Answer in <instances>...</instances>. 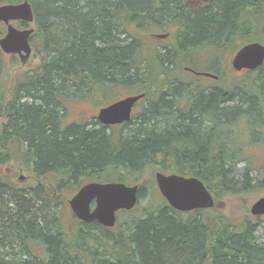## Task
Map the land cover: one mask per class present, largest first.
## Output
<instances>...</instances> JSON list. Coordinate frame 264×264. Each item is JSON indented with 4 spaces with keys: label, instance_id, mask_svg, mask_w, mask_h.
Listing matches in <instances>:
<instances>
[{
    "label": "trees",
    "instance_id": "obj_1",
    "mask_svg": "<svg viewBox=\"0 0 264 264\" xmlns=\"http://www.w3.org/2000/svg\"><path fill=\"white\" fill-rule=\"evenodd\" d=\"M28 3L35 29L31 60L39 63L14 72L10 99L0 96V164L15 158L35 178L55 174L49 186L57 191L79 189L81 176L86 183L105 178L135 185L148 168L197 177L218 199L264 188V176L252 177L244 146L234 140L244 126L251 142L259 136L255 128L264 129V65L247 72L248 80L231 83L229 67L217 64L238 41L264 45V0ZM167 29L173 39L163 51L144 47L155 30ZM205 49L211 73L224 82L202 87L174 77L180 63L204 62ZM192 51L199 53L193 57ZM3 58L14 61L0 53V84ZM97 86L145 94L125 134H106L96 121L65 124V104ZM243 162L250 166L236 168ZM19 169H12L14 176ZM109 170L117 181L108 179ZM38 179L34 187L0 179V264H264V227L257 234L249 221L214 226L209 213L182 216L161 196L135 217L144 197L155 192L148 184L139 185L136 207L119 212L113 228L73 221L62 230L61 217L49 210V189ZM38 245L42 256L34 254Z\"/></svg>",
    "mask_w": 264,
    "mask_h": 264
},
{
    "label": "rangeland",
    "instance_id": "obj_2",
    "mask_svg": "<svg viewBox=\"0 0 264 264\" xmlns=\"http://www.w3.org/2000/svg\"><path fill=\"white\" fill-rule=\"evenodd\" d=\"M173 33V29L168 30L167 32L162 31V30H155L154 34L157 36L156 38H154V40L151 41V43H148L145 41L144 42V47L146 45H148L150 48H152L153 50H160L163 51L162 49H164L165 47H167L172 39ZM163 34H169V36L166 39H159V36H163ZM242 41H238V44L235 45V47L231 48L230 50L226 51L222 57H220L219 61L217 62L218 65L222 66L224 69V71L228 70L229 67V62L230 59L233 55V53L236 51V49L238 47H240L242 45ZM145 48V49H149ZM207 52L208 50L205 49ZM199 52L198 51H192L191 55L193 57H195V55H197ZM201 59L204 62H198L192 65L189 64H184V63H180V68L179 69H175L173 72L176 76H179L180 78H184L186 80L192 81L193 83H199L200 85H203V82H199V79L206 82V85H210V86H216L217 84H220L221 82H224L223 80H219V82H217V80H210V81H206L203 78H192L191 76H187L188 74H190L187 71H184V67H191L193 66V68L196 69V71H206L209 70V63L211 62V58L208 54L206 53H202L201 55ZM199 57V56H198ZM199 61L198 59L196 60V62ZM207 61V62H205ZM1 62H4L5 64V68L3 69V76L1 79V90L3 93H0V96H2L3 94H5V98L7 93L10 91L11 89V78L13 77L14 72H20L19 69L23 66L20 65L19 61H10L9 59L3 58V60H1ZM39 61L37 58H33V60H30V62L25 65V69L27 68H34L35 65H38ZM212 65V63H211ZM221 67V69H222ZM230 71V70H228ZM209 72H212L211 70H209ZM188 73V74H187ZM214 73V72H212ZM192 75V74H191ZM227 79H230L231 83H236L237 80H241V79H246L248 80L250 78V76H246V75H242V74H234L232 72L227 74ZM194 76V75H193ZM196 77V76H194ZM203 87V86H202ZM140 92V91H139ZM138 93V91L134 90L133 88L131 89H127V88H122V87H101V86H97V87H93L92 90H89L88 92V97L85 98H81L78 99V97H74L73 100H69V102H67L64 106L65 109V116H64V122L65 124H71V123H76V124H83L86 121H93L95 119V115L96 112L98 111L99 108H102L114 101L120 100L124 97L127 96H132L134 94ZM145 102H142L140 104H138L135 108L134 111V115L136 113H138L142 107V105ZM3 113V112H1ZM0 113V124L5 122V117ZM236 126L240 125L241 122L236 121L234 123ZM1 129V127H0ZM237 127H233V130H237ZM263 131V132H262ZM255 133L258 134H262L264 133V129L263 128H255L254 130ZM105 133L106 134H110V135H119L121 133L125 134L126 133V129L123 126H112V127H106L105 129ZM115 138V137H114ZM112 138V144L116 143V139ZM254 138V137H253ZM256 139V138H255ZM264 139V137L262 136H258L257 137V141H260ZM234 140L237 143L243 144L244 146V154L248 155V159L251 162V166L247 165L246 162L240 163L238 166L236 165V168L238 169H242L246 166H250L249 168L251 169V174L252 177L257 178V177H262L264 176V166L262 164L263 161V157H264V143L262 142H249V135H248V131L247 129H245V126L242 127V131L241 134H236L234 136ZM253 164V165H252ZM21 166L19 165L17 159L13 158L11 161H8L4 164H0V179L2 181H6L7 179H12L11 181L14 184H17V178L16 176H12V169L15 168H20ZM10 170V171H8ZM23 175L28 176L30 175L32 172L30 169H23ZM157 173V171L155 169H151L148 168L146 169L143 174L142 177L140 179V183L142 184H148L151 185L155 192L150 195V191L149 193L146 195V197H144V202L142 205L139 204V207L141 206V208L138 210L137 208L135 209V217H141L145 211H141L142 206H146L148 203L152 204V205H156L158 202H160L161 197L159 195L158 190L155 187V174ZM111 170H109V177L108 179H111V181H117V180H112L115 179V175L111 176ZM127 176H129L127 174ZM129 178V177H127ZM57 175L55 174H49L47 175V177L43 178V182L45 183L46 180H49L51 182V184L56 181H52V180H57ZM105 178L102 179H97V180H93L94 182H99V183H103ZM126 179V178H125ZM139 180V179H138ZM137 180V181H138ZM80 183L78 184V186L88 182V178L85 176H81V178L79 179ZM136 181V182H137ZM127 184H131V183H127ZM23 185H25L26 187H34L35 183L34 182H25L23 183ZM149 187V186H148ZM152 188V189H153ZM56 189V188H55ZM77 187L76 185H71V186H66L64 189H62L61 191H57L56 192H52L49 189V200L50 201V211L54 212V213H58L59 216L61 217V221H62V230H66L68 231L69 227L74 226L73 221L70 222L71 214L69 212V208L68 205L65 201L69 200L76 192H77ZM149 190V189H148ZM61 195V196H60ZM260 197H264V188H256L254 190H250L248 192L243 193L242 195L239 196H234V195H222L219 198L222 201V205H221V209H220V213L216 214L213 211L207 212L209 213L208 219L207 221L210 222V224L212 223H223L225 222L226 224H230V225H235L237 227H240L241 225H243L246 221H250L251 224H256V232L257 234L259 233H263V227H264V218L262 217L261 219H256L254 217H252L250 215V208L251 206L254 204V202H256ZM56 198V199H55ZM52 199V200H51ZM66 199V200H65ZM95 203L91 204V210L94 208ZM150 206V205H149ZM215 207L217 208V204L215 205ZM122 219H126V216H123ZM121 219V220H122ZM35 246V255H44V251L41 247ZM31 248V247H30Z\"/></svg>",
    "mask_w": 264,
    "mask_h": 264
},
{
    "label": "water",
    "instance_id": "obj_3",
    "mask_svg": "<svg viewBox=\"0 0 264 264\" xmlns=\"http://www.w3.org/2000/svg\"><path fill=\"white\" fill-rule=\"evenodd\" d=\"M17 21L32 25L33 11L28 0L0 6V24L5 27L4 36H0V50L5 55H17L20 65L25 67L31 56L29 38L33 34V29L18 30L13 25ZM158 38L164 39V36ZM263 61L264 47L252 43L242 47L235 54L231 66L234 71L254 70L260 67ZM143 97L144 94L127 96L101 108L96 114V121L101 126L129 122L132 108ZM155 185L168 206L174 210L181 212L206 210L215 205L211 194L197 178L157 172ZM137 192L138 184L126 186L117 182H90L82 185L65 202L72 220L84 223L96 221L102 227L111 229L116 224V212L130 211L135 206ZM92 203H95V206L91 210ZM250 213L253 216L264 215V197L251 206Z\"/></svg>",
    "mask_w": 264,
    "mask_h": 264
},
{
    "label": "flooded vegetation",
    "instance_id": "obj_4",
    "mask_svg": "<svg viewBox=\"0 0 264 264\" xmlns=\"http://www.w3.org/2000/svg\"><path fill=\"white\" fill-rule=\"evenodd\" d=\"M20 25H23V24L20 23ZM165 48H166V47H165ZM165 48H164V49H165ZM9 57H13L14 59H18L17 56H9ZM14 61H15V60H14ZM16 61H17V60H16ZM93 121H95V120H93ZM88 122H89V121H88ZM91 122H92V121L89 122V125H90V126H91V124H90ZM0 126H1V124H0ZM262 132H263V131H262ZM260 135L263 136V133L260 134ZM22 169H23V168L20 167L19 170H22ZM16 177H17V179L19 180V174H18V176H16ZM20 178H21V177H20ZM24 178H25V177H24ZM24 178H23V180H24ZM90 208H91V207H90ZM92 222H94V223L100 225V224L97 223L96 221H92ZM100 226H101V225H100Z\"/></svg>",
    "mask_w": 264,
    "mask_h": 264
}]
</instances>
